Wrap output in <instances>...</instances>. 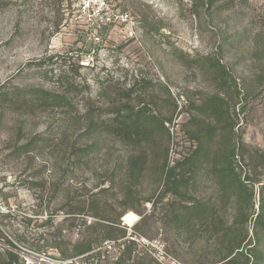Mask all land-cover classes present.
<instances>
[{"label":"rangeland","instance_id":"374dc122","mask_svg":"<svg viewBox=\"0 0 264 264\" xmlns=\"http://www.w3.org/2000/svg\"><path fill=\"white\" fill-rule=\"evenodd\" d=\"M111 3L113 15L126 14V22L104 24L99 0H91L90 6L82 0H0V87L58 93L69 83L88 87L71 95L66 108L36 116L2 111L0 254H16L18 264H69L74 257L67 251L89 240L91 248L80 264H211L222 252L204 226L200 232L175 230L171 208L189 201L166 191L162 163L165 153L169 166L191 155L196 140L189 133L200 121L197 108L209 96L223 97L233 141L247 153L244 159L235 157V169L242 179L249 178L247 186L255 192L247 223L254 240L259 205L255 181L264 180V0ZM106 17L112 19L111 14ZM217 63L229 74L226 79ZM121 100L172 119L165 123L167 133L156 131L150 139L152 150L137 186L127 175V160L136 154L132 145L100 133L76 141L87 111L105 122L109 118L102 115ZM39 133L40 144L21 150ZM93 139L94 152L75 162L74 145ZM220 142L217 136L213 146ZM187 177L189 183L180 186L188 187L187 198L206 199L230 223L236 193L223 194L201 175ZM125 187L139 188L122 203ZM85 188L93 193L107 189L104 200L138 217L131 224L121 219L126 237L115 231V239L106 240L110 250L103 248L105 231L86 223L95 221L91 212H65L67 199L83 197Z\"/></svg>","mask_w":264,"mask_h":264},{"label":"trees","instance_id":"16d2710c","mask_svg":"<svg viewBox=\"0 0 264 264\" xmlns=\"http://www.w3.org/2000/svg\"><path fill=\"white\" fill-rule=\"evenodd\" d=\"M106 3L112 4L109 1ZM216 67L221 68L218 63ZM219 71L223 78L226 79V76H229L225 69L222 68ZM231 82L235 88L232 78ZM85 88L88 87H79L77 84L69 83L58 93L42 87L3 86L0 87V115L3 114L2 111L6 110L16 114L36 116L49 110L66 108L71 104L70 96ZM131 91L127 90L128 93ZM124 96L129 97V94L126 93ZM227 107V101L219 94L209 96L205 103L197 108L200 121L194 124L196 128L189 133L196 140V147L191 155L183 161L175 162L174 165L169 166L165 153L162 172L165 174L166 191L177 198L184 199L183 201H189L188 205L178 204L171 208V221L174 222L177 232L181 230L187 232L192 228L196 232H200L203 230L202 227H205L204 231L207 232V237L214 238L216 247L219 246L218 250L222 252L218 259L211 264H261V259H264V180L255 181V184L258 185L259 205L254 220L253 240L249 237L247 223L250 217L248 209L249 207L253 209L252 201L255 192L247 186L249 178L242 179L235 169V157L239 156L244 159L247 153L242 143H240V147H237L239 149V153H237L236 143L233 141V126L227 116ZM94 112L90 110L82 116L85 128L82 133L76 135V141L86 138L91 140L93 134L100 133L111 135L132 145L136 154L127 160V175L128 180L133 181L132 185L137 186L144 171L147 151L152 150L149 148L150 139L156 131H166L167 133L165 123H170L171 117L160 118L144 108L130 107L126 100L119 101L117 107L110 111L107 110L106 114L108 115H102L109 118L105 122L100 121L101 115L97 119ZM210 120H213L214 124ZM217 136L221 137V142L215 148L213 142ZM42 141L43 138L39 133L23 143L20 146L21 150L29 152L32 146H36ZM94 145V139L91 143H84V146L74 145L72 151L74 161L77 162L76 158L79 156H90L94 152ZM187 173L210 178L223 194L226 192L236 193L235 213L230 223L222 221L219 211L206 199L187 198L188 187H180L189 183L190 179L187 177ZM138 188L125 187V190L121 192V202L124 203L127 198L138 193ZM92 190L85 188L83 197H69L66 201V214L80 216L91 212L95 221L89 223V228L105 231L103 241L115 239V231L119 232L120 238L126 237V225L122 223L121 219L128 209H123L120 212L108 200H104L103 195L107 189H101L96 193H93ZM205 222L207 224H204ZM90 243L89 240L75 243L67 251L68 255L77 257L89 253ZM213 253L214 255L219 254L217 249H213ZM18 261V256L9 251L5 255L0 254V264H18Z\"/></svg>","mask_w":264,"mask_h":264},{"label":"built area","instance_id":"2783aa9c","mask_svg":"<svg viewBox=\"0 0 264 264\" xmlns=\"http://www.w3.org/2000/svg\"><path fill=\"white\" fill-rule=\"evenodd\" d=\"M83 2H85L86 5L90 6V2L91 0H82ZM106 1H109V3L111 2V0H99V2L101 3V7H97V9L99 10L98 14L105 16L102 20V22H104V24H109L111 21L113 22V20L117 23H124L127 21V16L124 13H117L116 15H113V11L115 10L114 6L112 4H107ZM91 8H93V5H91ZM111 14L112 15V19L109 17H106L107 15ZM96 40H98V38H96ZM91 221L89 219H87V223L89 224ZM103 248L110 250L111 249V245H109V241H104L103 244ZM88 254V253H87ZM86 255V254H85ZM77 256L74 257L72 259H70L69 261H66L67 263H74V264H80L81 259L85 256ZM63 264V262H61Z\"/></svg>","mask_w":264,"mask_h":264},{"label":"bare ground","instance_id":"6f19581e","mask_svg":"<svg viewBox=\"0 0 264 264\" xmlns=\"http://www.w3.org/2000/svg\"><path fill=\"white\" fill-rule=\"evenodd\" d=\"M137 218H138L137 215H135L133 212H128L122 217L123 222L128 224L133 223L134 221L137 220Z\"/></svg>","mask_w":264,"mask_h":264},{"label":"water","instance_id":"95a60500","mask_svg":"<svg viewBox=\"0 0 264 264\" xmlns=\"http://www.w3.org/2000/svg\"><path fill=\"white\" fill-rule=\"evenodd\" d=\"M122 221H123V219H122Z\"/></svg>","mask_w":264,"mask_h":264}]
</instances>
